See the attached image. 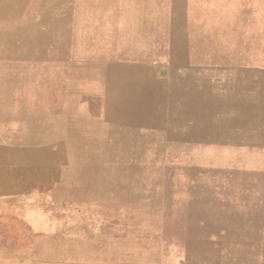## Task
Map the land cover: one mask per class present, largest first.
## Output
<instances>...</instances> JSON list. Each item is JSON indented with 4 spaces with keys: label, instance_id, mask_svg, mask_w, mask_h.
<instances>
[{
    "label": "rangeland",
    "instance_id": "obj_1",
    "mask_svg": "<svg viewBox=\"0 0 264 264\" xmlns=\"http://www.w3.org/2000/svg\"><path fill=\"white\" fill-rule=\"evenodd\" d=\"M0 264H264V0H0Z\"/></svg>",
    "mask_w": 264,
    "mask_h": 264
},
{
    "label": "bare ground",
    "instance_id": "obj_2",
    "mask_svg": "<svg viewBox=\"0 0 264 264\" xmlns=\"http://www.w3.org/2000/svg\"><path fill=\"white\" fill-rule=\"evenodd\" d=\"M153 186V185H152ZM156 188V187H155ZM144 193L148 190V194L150 193V192H152V189H151V187L150 188H148V189H144V188H142L141 189ZM142 192V193H143ZM138 194V193H137ZM149 196V195H148ZM146 197V196H145ZM147 198V201L149 200V197H146ZM137 199V198H136ZM145 200V199H144ZM146 201V200H145ZM141 204H142V202H140ZM144 203V202H143ZM136 205V207L139 205V204H135ZM110 224V223H109ZM112 224V223H111ZM108 235V234H107ZM119 242H121V241H113V242H110L108 245L106 244V243H102V242H100V246L98 247L99 248V252L100 251H102L103 252V256L104 257H107V258H110V259H114V258H119V257H125V254L123 253V252H119V253H117V255H116V253H115V248H116V246H117V243H119Z\"/></svg>",
    "mask_w": 264,
    "mask_h": 264
}]
</instances>
